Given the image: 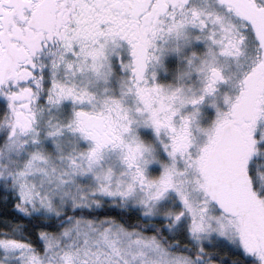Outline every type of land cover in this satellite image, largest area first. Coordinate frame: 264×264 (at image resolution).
Masks as SVG:
<instances>
[{
  "label": "snow or ice",
  "instance_id": "1",
  "mask_svg": "<svg viewBox=\"0 0 264 264\" xmlns=\"http://www.w3.org/2000/svg\"><path fill=\"white\" fill-rule=\"evenodd\" d=\"M0 264H264V0H0Z\"/></svg>",
  "mask_w": 264,
  "mask_h": 264
}]
</instances>
